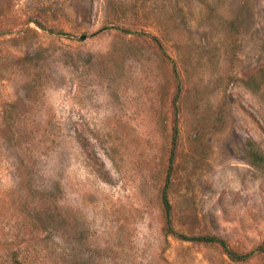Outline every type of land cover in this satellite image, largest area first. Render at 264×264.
<instances>
[{"label": "rangeland", "instance_id": "1", "mask_svg": "<svg viewBox=\"0 0 264 264\" xmlns=\"http://www.w3.org/2000/svg\"><path fill=\"white\" fill-rule=\"evenodd\" d=\"M15 260L264 264V0H0Z\"/></svg>", "mask_w": 264, "mask_h": 264}, {"label": "trees", "instance_id": "2", "mask_svg": "<svg viewBox=\"0 0 264 264\" xmlns=\"http://www.w3.org/2000/svg\"><path fill=\"white\" fill-rule=\"evenodd\" d=\"M174 132H176V130H174ZM175 137H173V140H172V146L174 147L175 146ZM173 150L171 152V157H170V164H169V169L171 168V163H172V159H173ZM162 204H163V208H164V215H165V220H166V226H167V231L168 233H173L172 231V228L170 226L171 224V205L168 201V196L166 194V189L163 190V195H162ZM174 234V233H173ZM176 235L180 240H183V241H188V242H194V243H204V244H213V243H216V244H219L226 252L228 255H232L231 252L227 249L225 243L218 239V238H215V237H212V236H197V237H194V236H186V235H182V234H174ZM235 257V256H233ZM241 257V256H240ZM15 264H21L20 262H18V260H15Z\"/></svg>", "mask_w": 264, "mask_h": 264}, {"label": "water", "instance_id": "3", "mask_svg": "<svg viewBox=\"0 0 264 264\" xmlns=\"http://www.w3.org/2000/svg\"><path fill=\"white\" fill-rule=\"evenodd\" d=\"M80 39H81V40H83V39H84V37H81Z\"/></svg>", "mask_w": 264, "mask_h": 264}]
</instances>
